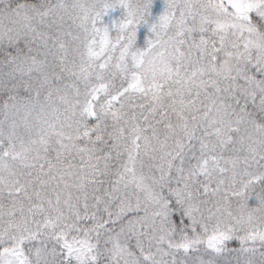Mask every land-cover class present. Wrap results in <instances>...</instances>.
<instances>
[{"label":"snow or ice","instance_id":"6c2138e0","mask_svg":"<svg viewBox=\"0 0 264 264\" xmlns=\"http://www.w3.org/2000/svg\"><path fill=\"white\" fill-rule=\"evenodd\" d=\"M0 264H264V0H0Z\"/></svg>","mask_w":264,"mask_h":264}]
</instances>
